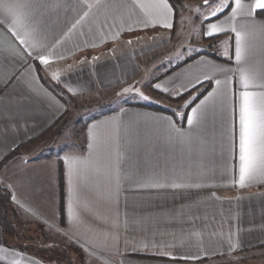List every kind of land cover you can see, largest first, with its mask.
I'll return each mask as SVG.
<instances>
[{
  "label": "crops",
  "instance_id": "0c3cea01",
  "mask_svg": "<svg viewBox=\"0 0 264 264\" xmlns=\"http://www.w3.org/2000/svg\"><path fill=\"white\" fill-rule=\"evenodd\" d=\"M21 2L28 5L23 11L44 47L33 50L21 45L7 31L6 14L0 8L4 22L0 24V162L21 144L44 134L67 107L43 83L38 68L49 84L59 85L71 97L102 99L119 93L132 99L88 119L83 148L63 153L56 173L51 170L47 177L40 168L22 166L5 178L19 207L57 236L108 264H205L264 244V180L244 187L234 183L239 175V94L244 90L238 68H254L261 62L264 39L253 29L264 22V15L248 17L245 7L234 21L226 20L229 8L205 22L219 4L206 7L200 35L209 37L203 34L208 22L225 29L214 35L220 36L221 59L200 54L156 75L139 59L150 44L135 42L172 31L179 12L176 19L174 12L173 28L168 29L162 21L155 22L154 10L155 20L145 16L136 0H100V7L73 29L87 10L80 0ZM241 2L247 6L252 0ZM229 3L235 6L234 0ZM233 26L249 33L240 65L235 61ZM49 50V65L40 64L37 51L47 55ZM53 72L59 73V80L51 78ZM204 75L211 77L205 80L211 85L187 113L214 88L217 91L192 127L187 119L180 126L170 113L147 107L154 94L167 100L160 92H185L190 79ZM149 78L150 90L145 82ZM216 80L222 82L219 87ZM156 84L168 91L156 89ZM260 84L264 80L258 78L248 90L264 91ZM125 88L132 91L124 92ZM168 119L183 135L170 129ZM68 161H74L71 177ZM1 237L0 229V264H53L5 246Z\"/></svg>",
  "mask_w": 264,
  "mask_h": 264
},
{
  "label": "rangeland",
  "instance_id": "374dc122",
  "mask_svg": "<svg viewBox=\"0 0 264 264\" xmlns=\"http://www.w3.org/2000/svg\"><path fill=\"white\" fill-rule=\"evenodd\" d=\"M219 3L220 0H215V3H212V0H210V4H213L212 6H216ZM197 9L199 10L197 11ZM205 9L206 6L203 5V0L186 1L182 6H179V22L172 31L150 34V37L143 42H135V44H150L148 52L139 58L150 72L153 70V74L158 75L185 61L201 49L206 48L205 37L200 35L201 24L199 23L205 15ZM218 43L219 41L212 47H217L220 52ZM145 82H147L146 87L149 89L152 84L150 78L149 80L146 79ZM57 89H61V87H57ZM148 94L152 96L151 93ZM154 97L155 99L151 100V103L168 106V109L174 115L181 116V113L186 108L183 105L193 96L190 95L182 101H172L168 98L165 100L164 97L161 98V95L159 97L158 94H154ZM101 98L85 100L80 97H71L68 94V111L64 119L49 131L46 130L41 136L18 146L0 162V177L4 179H0V183L7 186L5 178L9 175H14L15 171L17 173L19 169H23L22 166L31 168L30 170L40 168L43 175L47 177L50 176L51 170H55L56 173L57 163L60 162L59 159L63 153L83 148V129L88 119L111 111L109 108L132 99V97L129 98L126 94L120 95L119 93H108ZM141 101L148 103L147 100ZM172 113L170 114L172 115ZM30 162L35 163L32 164ZM27 214L29 215V213ZM40 224L50 239L56 240L60 245L73 246L79 249V253L72 254V264H108L100 261V259L91 253H84L80 247L71 243L70 240L57 236L51 229H47L44 226L45 224ZM33 227L35 231L40 229L37 226ZM205 264H264V244L251 249L235 251L227 255L211 258Z\"/></svg>",
  "mask_w": 264,
  "mask_h": 264
},
{
  "label": "snow or ice",
  "instance_id": "6c2138e0",
  "mask_svg": "<svg viewBox=\"0 0 264 264\" xmlns=\"http://www.w3.org/2000/svg\"><path fill=\"white\" fill-rule=\"evenodd\" d=\"M81 7L87 9L83 12V16L72 25L74 29L77 24L81 23V20L89 16L90 11L94 7H100V0H80ZM215 3V0H212ZM203 5L206 7H211L210 0H203ZM234 5L229 3V0H220L217 7L210 11L208 16L204 17L205 22L209 21L210 17H217V14H223L225 9L231 8L230 16L226 20L234 21L236 17L241 14L243 8H247L244 13L248 17H254L259 11L264 13V0H252V3L245 6L242 4L241 0H234ZM56 6H59L57 3ZM136 6L144 12L145 16L149 19H154L153 11H155L158 20L155 22H161L164 28H173V23L170 22L171 17L174 16V11L172 5L168 0H150V2L145 3L144 0H136ZM28 7L27 4L22 3L21 0H0V8L3 9L5 19L8 22L7 31L19 41L21 45H26L28 48L33 50H39L44 47L39 39L36 37V29L29 21V15L23 11L24 8ZM199 9H197L198 11ZM218 18V17H217ZM4 23L0 21V24ZM71 30V29H70ZM225 29L218 26L216 23H207V30L203 33L206 36L212 37L216 34L224 32ZM231 31L235 33V61L237 65H240L242 61H245V56L247 53L246 38L248 37V32L238 31L235 26L231 28ZM254 32H258L260 37L264 39V22L255 26ZM59 43V41H57ZM55 47V45H53ZM250 54V53H248ZM28 55H32L31 52ZM224 55H228L227 52ZM42 65H49L51 61V50H49L47 55L40 54L37 51L35 57ZM240 83L244 90L239 94V137H238V179L234 180V183L239 184V186L244 187L246 183L254 180H264V91L253 92L249 91V87L254 85L255 81L259 78L264 80V53H262L261 62L257 67L254 68H238ZM53 80H59L60 76L58 72H53L51 74ZM211 77L204 75L203 79L199 76H194L188 81L187 87L195 90L198 85L202 84L205 80H210ZM220 80H216L215 84L217 87L221 85ZM264 88V84L259 85ZM156 89H160L163 92H167V88H162L160 84L154 85ZM69 91H72L69 88ZM124 92L132 91L131 88H125ZM138 91V90H137ZM217 89L214 88L213 91L209 92L203 100L200 101L196 107L191 108V112L184 114L186 115L187 124L189 127L197 124L202 117V108L207 103V101L216 94ZM180 95V93H177ZM142 99H148L143 93H140ZM197 99L196 96L191 97L185 102L184 107H189ZM167 124L179 135H183L180 129L176 128L173 121L167 120ZM89 139H92V129H89ZM89 147H92L89 144ZM235 147V146H234ZM70 163V177H71V166L74 161H68ZM71 185V179L69 180ZM153 187H160L161 185H151ZM180 185H173V187H179ZM71 191V189H70ZM72 215L71 203L69 204V216ZM167 255V253H165Z\"/></svg>",
  "mask_w": 264,
  "mask_h": 264
},
{
  "label": "trees",
  "instance_id": "16d2710c",
  "mask_svg": "<svg viewBox=\"0 0 264 264\" xmlns=\"http://www.w3.org/2000/svg\"><path fill=\"white\" fill-rule=\"evenodd\" d=\"M168 1L170 2V4L174 9L175 19H176L179 6H182L186 1H197V0H168ZM228 9L229 8L225 9L224 13H226ZM256 14L264 15V13L259 11ZM220 15L222 14L218 13L217 17H219ZM217 17H210L209 20H213ZM219 39L220 36L204 38V40L206 41V48L201 49L199 52L195 53L188 59H191L194 56L200 54H207L209 56L221 59L218 48L212 47L217 43V41H219ZM37 70L39 72V76L43 81V83H45L46 86L49 87L66 104L68 98L67 92H65V90H63L62 88L57 89V87H60L59 85L54 84V86H52L51 84H49L46 81V79L42 76L40 68H38ZM210 85H211L210 81H205L202 84L198 85L195 90L190 89L188 91L181 92L180 95L168 94L162 92L160 93L172 101H182L183 99L187 98L190 95L196 96L198 99L206 90H208ZM147 107L172 113L168 108H162L159 105L149 104L147 105ZM189 107H186L182 113L187 114V110ZM67 111L68 108L66 107L63 114L47 130L49 131L50 129L55 127L57 123H59L62 119H64V117L67 114ZM172 115L175 118L177 124H179L180 126H182L185 123L186 115L176 116L173 113ZM58 183L59 185H61V172H59L58 175ZM59 187L61 192L62 191L61 186ZM33 226H37L40 229L35 231ZM0 229L2 232L1 240L5 246L10 248H15L19 251L30 253L38 257L39 259L43 260L44 262H50L53 264H72L73 261L72 254L80 252L79 249L73 246L60 245V243H58L56 240L50 239L48 234L45 232L43 226L39 222L33 220L25 212L24 209L19 207L13 201L12 193L10 189L2 183H0Z\"/></svg>",
  "mask_w": 264,
  "mask_h": 264
}]
</instances>
